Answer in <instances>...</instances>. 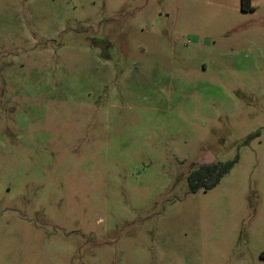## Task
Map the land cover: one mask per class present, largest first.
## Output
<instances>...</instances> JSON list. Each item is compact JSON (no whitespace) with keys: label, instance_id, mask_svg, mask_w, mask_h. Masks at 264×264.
I'll return each instance as SVG.
<instances>
[{"label":"rangeland","instance_id":"rangeland-1","mask_svg":"<svg viewBox=\"0 0 264 264\" xmlns=\"http://www.w3.org/2000/svg\"><path fill=\"white\" fill-rule=\"evenodd\" d=\"M0 264H264V0H0Z\"/></svg>","mask_w":264,"mask_h":264},{"label":"trees","instance_id":"trees-1","mask_svg":"<svg viewBox=\"0 0 264 264\" xmlns=\"http://www.w3.org/2000/svg\"><path fill=\"white\" fill-rule=\"evenodd\" d=\"M234 161L215 162L192 168L186 178L190 192L213 188L232 167Z\"/></svg>","mask_w":264,"mask_h":264}]
</instances>
